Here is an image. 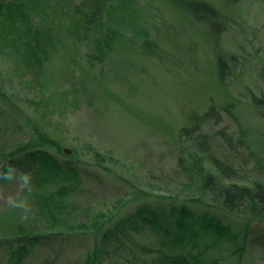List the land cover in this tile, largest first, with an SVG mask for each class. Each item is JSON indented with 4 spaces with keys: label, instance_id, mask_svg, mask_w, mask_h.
Segmentation results:
<instances>
[{
    "label": "rangeland",
    "instance_id": "obj_1",
    "mask_svg": "<svg viewBox=\"0 0 264 264\" xmlns=\"http://www.w3.org/2000/svg\"><path fill=\"white\" fill-rule=\"evenodd\" d=\"M206 1L226 19L218 44L229 69L225 83L219 79L216 49L205 30L167 0H101L105 13L101 20L117 34L111 51L101 64L89 67L85 56L91 51L83 42L74 44L66 39L42 74L41 87L34 85L37 91L42 90V101L33 99L37 91L31 93L22 85L24 76L13 73L8 61L0 58L3 81L8 84L4 92L18 106V114L12 113L8 121L0 117L1 127H12L5 129L7 141L13 146L24 143L34 137L35 127L69 153L62 155L48 146L44 149L60 162L72 155V166L81 172L85 187L67 202L73 215L66 227L96 212L108 213L106 218L115 224L145 207L161 212L170 225L175 223V217L169 215L172 207L205 212L191 205L198 196L189 189L198 184L193 156L201 160L205 170L213 171L209 162L213 157L234 167L241 182H264V113L251 101L252 94H264V3L243 0L226 7L221 0ZM144 38L160 44L158 59L141 53ZM51 93L57 96L53 98ZM211 107L219 113L220 123L207 121L192 135L208 138L207 150L197 151L192 138L185 140L180 132L191 127V118L206 114ZM224 128L236 144L233 150L215 135ZM94 151L105 158L108 173L94 167ZM17 190V185L0 181V218L7 219L0 223V236L12 231L11 218L19 219L14 212L5 211L7 197ZM224 224L234 232L241 229L240 222L233 219ZM127 233L129 239L158 248L155 235ZM77 236L79 244L64 252L63 257L69 259H63V264H72L83 253L86 236ZM250 237L251 246L247 244L238 264H264L258 235ZM134 251V256L127 250L111 252L103 260L108 264L155 261V254ZM52 252L48 247L36 248L22 264H38ZM204 254L207 260L223 257L224 264H237L236 256L225 246L209 248ZM0 264H7L2 246Z\"/></svg>",
    "mask_w": 264,
    "mask_h": 264
},
{
    "label": "trees",
    "instance_id": "obj_2",
    "mask_svg": "<svg viewBox=\"0 0 264 264\" xmlns=\"http://www.w3.org/2000/svg\"><path fill=\"white\" fill-rule=\"evenodd\" d=\"M100 1L81 0L76 3L75 0H55L50 3L49 0H0V58L4 57L8 61L13 73L19 72L24 76L25 79L20 80V83L25 84L31 93L33 90L37 91L34 85H41L42 74L66 39L74 44L83 42L91 51L85 56L87 66L101 64L111 51L117 34L102 21L105 13ZM167 1L190 22L205 30V35L216 49L219 79L225 83L229 69L220 55L218 45L220 35L226 28L224 15L206 0ZM221 1L228 7L243 0ZM259 1L264 3V0ZM159 47L160 44L153 38H144L140 44L143 55L156 59ZM7 86L0 71V117L5 121L14 116L12 113L18 114L15 111L18 106L4 92ZM37 94L38 96L33 95V99L42 101V90H38ZM51 94L53 98L57 96L56 93ZM251 101L255 109L263 114L264 94H252ZM218 114L211 107L206 114L194 116L189 121L191 127L182 129L181 136L189 140L207 121H213L217 125L220 123ZM11 128L7 125L4 128L0 126V164L13 163L33 172L37 192L33 197L35 216L28 221L11 218L9 224L12 231L0 236V246L4 248L7 264H22L39 247H48L53 252L38 264H63V259H69L68 256L63 257L64 252L77 248L79 244L78 233L86 236L87 245L72 264H108L103 260L104 255L111 252L121 254L127 250L134 256L135 249L141 255L155 254L152 264H224L223 257L207 260L204 252L215 246H225L228 251L231 250L238 264L245 254L247 244L251 246V235H258L256 242L260 243L259 247L264 252V182H241L234 167L213 157L209 159L213 165L211 171L205 170L201 160L193 156L192 169L197 175L198 184L189 189L195 190L198 196L192 200L194 205H191L200 207L205 212L199 213L185 206L172 207L169 215L175 217L174 225L168 224L161 212L145 207L136 210V216H129L115 224H111L110 218H106L108 213L96 212L83 216L81 221L74 223L75 226L66 227L69 223L67 221L72 218L71 214L73 215V208L69 211L67 202L85 187L81 172L72 166V155L60 162L44 146L53 147L62 155L64 150L35 127L34 137L13 146L5 137L8 133L5 129ZM225 130H217L215 135L227 148L233 150L236 144ZM200 136L204 138H192L194 145L197 144L195 150H207L208 138ZM93 156L94 167L108 173L103 162L105 158L97 151L93 152ZM118 204L119 201H116V205ZM229 219L240 222L239 232H234L230 225L224 224ZM5 220L7 219L0 218V223ZM36 220L41 223H36ZM44 224H48V228H44ZM59 225L63 228H58ZM75 228L78 231L74 233ZM129 230L142 236L145 233L155 235L159 241L158 248L155 250L135 238L129 239Z\"/></svg>",
    "mask_w": 264,
    "mask_h": 264
},
{
    "label": "clouds",
    "instance_id": "obj_3",
    "mask_svg": "<svg viewBox=\"0 0 264 264\" xmlns=\"http://www.w3.org/2000/svg\"><path fill=\"white\" fill-rule=\"evenodd\" d=\"M0 181L17 185V191L7 197L5 211L14 212L22 221L36 214L33 197L37 192L34 174L13 163L0 164Z\"/></svg>",
    "mask_w": 264,
    "mask_h": 264
},
{
    "label": "water",
    "instance_id": "obj_4",
    "mask_svg": "<svg viewBox=\"0 0 264 264\" xmlns=\"http://www.w3.org/2000/svg\"><path fill=\"white\" fill-rule=\"evenodd\" d=\"M65 153H69V151L68 150H65Z\"/></svg>",
    "mask_w": 264,
    "mask_h": 264
}]
</instances>
